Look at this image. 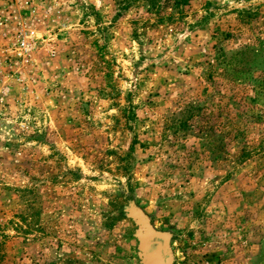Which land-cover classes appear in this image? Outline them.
I'll list each match as a JSON object with an SVG mask.
<instances>
[{
  "label": "rangeland",
  "instance_id": "374dc122",
  "mask_svg": "<svg viewBox=\"0 0 264 264\" xmlns=\"http://www.w3.org/2000/svg\"><path fill=\"white\" fill-rule=\"evenodd\" d=\"M154 1L0 0V264H264V0Z\"/></svg>",
  "mask_w": 264,
  "mask_h": 264
},
{
  "label": "water",
  "instance_id": "95a60500",
  "mask_svg": "<svg viewBox=\"0 0 264 264\" xmlns=\"http://www.w3.org/2000/svg\"><path fill=\"white\" fill-rule=\"evenodd\" d=\"M141 248L143 250L144 264H169V253L165 249V239L161 235L154 234L145 226H141V234L139 235ZM155 242V249H150V243Z\"/></svg>",
  "mask_w": 264,
  "mask_h": 264
},
{
  "label": "trees",
  "instance_id": "16d2710c",
  "mask_svg": "<svg viewBox=\"0 0 264 264\" xmlns=\"http://www.w3.org/2000/svg\"><path fill=\"white\" fill-rule=\"evenodd\" d=\"M151 1V0H150ZM154 2H157V0H155Z\"/></svg>",
  "mask_w": 264,
  "mask_h": 264
}]
</instances>
